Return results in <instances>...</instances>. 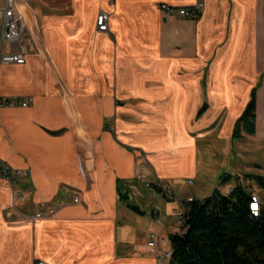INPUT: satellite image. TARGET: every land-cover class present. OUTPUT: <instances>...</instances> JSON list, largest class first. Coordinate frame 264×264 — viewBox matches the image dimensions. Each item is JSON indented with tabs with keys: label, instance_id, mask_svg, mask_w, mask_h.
Wrapping results in <instances>:
<instances>
[{
	"label": "crops",
	"instance_id": "obj_1",
	"mask_svg": "<svg viewBox=\"0 0 264 264\" xmlns=\"http://www.w3.org/2000/svg\"><path fill=\"white\" fill-rule=\"evenodd\" d=\"M196 1L15 0L32 46L26 63L0 64V95L30 102L0 108V159L24 171L0 174V264H172L146 233L172 250L186 231L178 209L203 199L202 153L233 158V176L264 171L248 156L264 149V0H204L195 17L159 7ZM254 88L255 134L235 139Z\"/></svg>",
	"mask_w": 264,
	"mask_h": 264
},
{
	"label": "trees",
	"instance_id": "obj_2",
	"mask_svg": "<svg viewBox=\"0 0 264 264\" xmlns=\"http://www.w3.org/2000/svg\"><path fill=\"white\" fill-rule=\"evenodd\" d=\"M256 88L241 117L237 120L233 138H241L243 132L256 131ZM207 108L205 103L199 116ZM264 190V176L246 173ZM234 178L223 176V183ZM237 178V177H236ZM153 188L163 191L152 183ZM251 193L240 179L228 193L214 189L203 199H194L187 206L186 231L170 236L172 264H264V200L258 216L251 213ZM129 208L142 212L123 195Z\"/></svg>",
	"mask_w": 264,
	"mask_h": 264
},
{
	"label": "built area",
	"instance_id": "obj_3",
	"mask_svg": "<svg viewBox=\"0 0 264 264\" xmlns=\"http://www.w3.org/2000/svg\"><path fill=\"white\" fill-rule=\"evenodd\" d=\"M162 11L166 14H176L181 17H195L199 16L204 7V0H197L196 3L191 7H178L163 3L159 6ZM0 64H24L27 61V56L30 52L32 46V39L30 31L27 25V21L23 13L16 8L15 0H0ZM97 29L101 32H108L110 30V14L102 11L97 16ZM29 99H16L14 97H7L0 95V108L8 106H27L29 104ZM0 174L7 180L9 184H12L16 181L17 178L23 176L24 171L21 169H14L9 165L5 164L0 159ZM154 185L162 187L163 191L170 198H176V195L173 194L171 189L167 186H162L158 180H156ZM148 187H153L149 182L147 183ZM232 190V188H231ZM230 190V191H231ZM18 196L23 197V193L19 192ZM195 198L188 197L186 201L181 202L178 215L179 223L183 228L186 225V212L188 204L193 201ZM79 201V196L76 195L74 202ZM255 205V209L253 208ZM63 206V202L59 204ZM249 209L251 213L255 216H258L262 210V199L259 193L252 192L251 199L249 202ZM55 208H50L49 213H55ZM44 216L42 211L36 212L34 215L26 216L27 220H35ZM162 240L161 237L157 235L154 231L146 233V244L149 248L153 250H160L162 259H170L172 255L171 249H164L160 247L159 242ZM38 264H46L44 262H39Z\"/></svg>",
	"mask_w": 264,
	"mask_h": 264
},
{
	"label": "rangeland",
	"instance_id": "obj_4",
	"mask_svg": "<svg viewBox=\"0 0 264 264\" xmlns=\"http://www.w3.org/2000/svg\"><path fill=\"white\" fill-rule=\"evenodd\" d=\"M28 1L30 2V4L34 8H36L39 4L58 3L61 0H28ZM189 7H191V6H189ZM60 10H61V7H59V13L58 14H60V12H61ZM51 12H53V11H51ZM51 12L46 11V14H55V13H51ZM235 125H236V123H235ZM234 128H235V126H234ZM244 133H246V132H243V136H244ZM246 134H248V133H246ZM249 135H252V134H249ZM248 145H249V148H251L250 147L251 142H249ZM212 146H213V144H212ZM258 147H261V146L258 145ZM213 151H214V149L213 150H207V151H204L202 153V165L200 166V169L198 170L197 175L193 181V184L195 185V188H196V191H194V194L197 196V198H204V197L210 195L212 193V191L218 185L221 184L222 176L224 174H231V170H233V168H235L233 158L223 156V160H222V156H220V154H219L220 152L218 153V156H217L216 155L217 153L213 152ZM248 156H249V159L254 160V162L256 164H258L257 166H259L260 168H264V149H263V151L258 150V149H256V150L254 149L249 153ZM200 158H201V153H200ZM256 174L264 176V171H261V169H258ZM233 177L234 178H231L230 180H232L234 182V185L238 182V179H240L241 182L247 188L250 189V191L259 193L262 201L264 200V190L261 189L255 181L248 180L244 174H242L241 176L236 175ZM154 182H150V183L152 184ZM228 192H230V190L227 191V193ZM51 214L53 215L54 213H51Z\"/></svg>",
	"mask_w": 264,
	"mask_h": 264
},
{
	"label": "snow or ice",
	"instance_id": "obj_5",
	"mask_svg": "<svg viewBox=\"0 0 264 264\" xmlns=\"http://www.w3.org/2000/svg\"><path fill=\"white\" fill-rule=\"evenodd\" d=\"M253 208L255 209V205H253Z\"/></svg>",
	"mask_w": 264,
	"mask_h": 264
}]
</instances>
